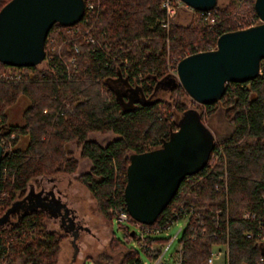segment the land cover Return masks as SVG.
Segmentation results:
<instances>
[{"label": "trees", "instance_id": "trees-1", "mask_svg": "<svg viewBox=\"0 0 264 264\" xmlns=\"http://www.w3.org/2000/svg\"><path fill=\"white\" fill-rule=\"evenodd\" d=\"M5 1L0 0V6ZM85 1L92 11L74 22L83 26L80 34L72 32L69 37L64 33L67 25L57 23L48 29L42 67L0 62V68H17L14 76L18 74L0 75V137L4 138L0 262L54 264L64 234L44 228L43 206L29 205L18 214L8 210L7 222L3 212L10 206L16 209L14 205L27 197L32 178L74 171L77 158L68 143L73 142L78 157L89 162L75 179L111 224L113 211L123 206L128 155L160 145L190 111L198 116L211 147L202 165L183 176L150 224L160 223L171 208L182 206L190 212L178 237L182 264L205 262L214 243L226 245L223 264H264L260 228L264 223V60L261 72L244 81L226 82L222 95L204 104L191 101L174 69L181 56L214 47L221 32L256 22L253 0H240L236 7L248 17L215 3L203 14L189 8V20L179 22L181 6L166 28L160 25L164 15L160 0ZM85 31L94 41L72 50L73 41L78 42ZM50 36L56 44L63 40L58 50H48ZM114 81L128 86L124 95ZM20 96L26 101L19 121H11L5 110ZM218 106L229 130L214 137L204 128L203 118ZM91 132L112 136L98 142L89 136ZM129 221H133L129 215L125 222L114 221L122 240L110 231L112 239L125 246L117 264L137 261L139 256L133 245L126 244L134 235Z\"/></svg>", "mask_w": 264, "mask_h": 264}, {"label": "water", "instance_id": "water-1", "mask_svg": "<svg viewBox=\"0 0 264 264\" xmlns=\"http://www.w3.org/2000/svg\"><path fill=\"white\" fill-rule=\"evenodd\" d=\"M181 2L208 10L216 0ZM252 7L257 22L223 31L214 47L185 54L175 62L176 80L193 101L212 103L222 95L226 82L244 81L258 73L264 60V0H253ZM83 8V0H6L0 6V62L16 67L37 64L44 56L50 26L76 22ZM210 147L198 116L188 111L160 145L130 153L122 188L129 217L151 223L183 176L202 165ZM3 152L0 143V156ZM261 237L264 240V225Z\"/></svg>", "mask_w": 264, "mask_h": 264}, {"label": "rangeland", "instance_id": "rangeland-1", "mask_svg": "<svg viewBox=\"0 0 264 264\" xmlns=\"http://www.w3.org/2000/svg\"><path fill=\"white\" fill-rule=\"evenodd\" d=\"M216 3H218L220 6H231L235 15L239 14L242 16H247L249 14L248 12L241 13L243 11H239L236 8L239 3H241L240 0H216ZM190 16L191 12L189 7L183 4L177 13L176 20L179 22L188 21ZM81 27L83 26L78 23L76 30L77 34H80ZM64 33L69 37L70 35L73 36L72 31L68 30L66 27L64 28ZM47 42L49 44V51L54 48L58 50L61 43L59 42L56 44L52 36L47 38ZM73 43H76L77 47L74 51H77L78 46L86 42L84 41V38L81 37L78 42L73 41ZM72 48L73 47L71 45V49ZM38 66H43L42 60L38 62ZM15 69L17 68H0V73L8 72L9 70L15 71ZM114 85L117 88L118 93L121 95L126 93L124 90L128 86L125 87L124 82L118 81L117 83H114ZM25 101V97L20 96L14 101V103L7 107L5 111L11 121H19L20 110ZM191 101L193 103H197L192 99ZM219 107L220 106L203 118L204 128L214 137L222 135L229 130V125L224 119L222 111ZM89 136L98 142H103L110 138L112 134L110 132H91L89 133ZM67 147L71 148L73 155L75 158H77V165L74 171L69 174L59 173L57 178L52 177V179H49V177L44 175H38L35 178H32L28 183V189L34 193L38 192L39 195L37 197H33V199L27 198L25 201L31 200L34 203V207L36 208L44 205L42 208L47 213L44 219V228L47 230H59V232L64 234L59 243L54 264H97L96 262L101 264H117L119 262L121 252L125 246L115 242L111 237L110 231L112 230L114 236L120 240H122V233L120 229L117 228L114 219H112L110 224L108 219L98 212L93 197L84 188V186L75 179V175L88 168V160L84 157H78V147H75L73 142L68 143ZM54 200H58L57 202L59 205H56ZM53 203L55 206H53ZM63 207H65V212L68 217L67 220H71L73 222L72 226H65L60 222V214L63 212ZM180 224V220H177L176 223L171 224L168 233H173ZM127 239H129V237ZM126 244L133 245L138 250L139 258L142 261V264H150L151 259H149L147 255L141 249H139L134 240L130 239L128 242H126ZM176 245L177 237L171 241L166 255L168 253H172ZM212 247L211 264H223L222 253H225L226 251L225 243H216ZM215 249L220 250V252L216 254ZM3 262L4 260H1L0 264H3ZM166 264H172L171 259L166 260Z\"/></svg>", "mask_w": 264, "mask_h": 264}, {"label": "built area", "instance_id": "built-area-1", "mask_svg": "<svg viewBox=\"0 0 264 264\" xmlns=\"http://www.w3.org/2000/svg\"><path fill=\"white\" fill-rule=\"evenodd\" d=\"M183 5L181 0H160V6L163 8L164 15L160 19V25L166 28L175 14L178 8ZM186 6V5H185ZM190 8V7H189ZM192 9V8H190ZM208 10H198L199 14L208 13ZM92 11V5L89 1H85L83 13ZM211 20V17H209ZM252 24L250 22L248 25ZM66 28L72 32H77V24L72 23L67 25ZM84 41L86 42H93L94 38L85 31L84 35L82 36ZM72 49L75 50L77 45L72 43ZM73 57L69 58V61H72ZM16 67V66H15ZM261 72V68L259 66L258 73ZM15 71L9 70L8 72H1L0 75L3 77H17L18 74L14 76ZM4 142V138L0 137V143ZM123 188V187H122ZM190 212H187L184 207L179 206L178 208H171L169 213L164 216L163 220L160 223L150 224V223H142L136 220L129 221L131 224L132 233L134 234L132 240L139 246V248L147 255L149 259H151L150 264H166V260L171 259L172 264H182L180 251H181V241L178 239L179 233L181 232L182 227L185 224V221L188 218ZM128 213L123 206H118L117 209L113 211V218L116 222H125L127 221ZM244 216H247V213H244ZM177 220L181 221V224L178 225L177 229L173 233H168V230L171 224L176 223ZM264 223L261 225V230ZM192 234L194 233L191 230ZM163 236L165 237L164 240L158 241L152 239L154 236ZM246 235H249L247 233ZM177 237V245L173 249L172 253H167L168 247L173 239ZM215 253H219L220 250L215 249ZM223 254V253H222ZM166 257V258H165ZM137 261L126 262L125 264H142L139 256L137 257ZM212 260V251L210 252L209 256L206 258L205 262H201L200 264H211Z\"/></svg>", "mask_w": 264, "mask_h": 264}, {"label": "flooded vegetation", "instance_id": "flooded-vegetation-1", "mask_svg": "<svg viewBox=\"0 0 264 264\" xmlns=\"http://www.w3.org/2000/svg\"><path fill=\"white\" fill-rule=\"evenodd\" d=\"M39 194H34V193H32L31 191L28 193V195H27V197H25L24 198V200L23 201H21V202H17L15 205H14V208H16V209H10L9 211H14L15 212V214H18L20 211H21V209L22 210H25V209H27V207L29 206V205H31V206H33L34 205V203L31 201V200H27V201H25V199H27V198H30V199H33V196L34 197H37ZM55 201V203H56V205H59V203L57 202L58 200H54ZM53 201V202H54ZM44 203V202H43ZM42 203V204H43ZM62 205V204H61ZM44 206V205H43ZM53 206H55L54 205V203H53ZM63 209V212H62V214H60V217H61V224H64L65 226L66 225H68V226H72L73 225V222L71 221V220H67L68 219V217H67V215H66V212H65V207H63L62 208ZM10 219V216L8 215V214H6L5 216H4V222H7L8 220Z\"/></svg>", "mask_w": 264, "mask_h": 264}, {"label": "crops", "instance_id": "crops-1", "mask_svg": "<svg viewBox=\"0 0 264 264\" xmlns=\"http://www.w3.org/2000/svg\"><path fill=\"white\" fill-rule=\"evenodd\" d=\"M59 175V173H57V174H55V176H47V177H49V179H52V177H54V178H57V176ZM32 193H34L33 191H32ZM34 194H39L38 192H35ZM34 197V196H33ZM34 206V205H33ZM216 243H214L213 245H215ZM212 245V246H213Z\"/></svg>", "mask_w": 264, "mask_h": 264}]
</instances>
